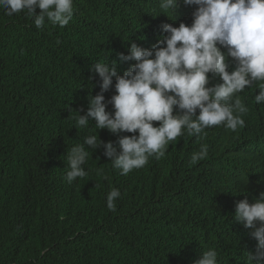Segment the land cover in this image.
<instances>
[{
  "label": "trees",
  "instance_id": "trees-1",
  "mask_svg": "<svg viewBox=\"0 0 264 264\" xmlns=\"http://www.w3.org/2000/svg\"><path fill=\"white\" fill-rule=\"evenodd\" d=\"M193 10L181 3L173 21L159 15V0H73L67 26L38 29L26 10L0 7V264H196L213 248L218 264H251L257 241L235 221V205L264 193V103L254 99L264 82L238 94L248 112L236 132L185 133L126 176L99 148L84 178L65 179L67 151L84 136L119 139L95 121L75 129L74 111L101 91L94 63L117 61L122 75L135 63L119 62L129 42L151 49L161 24L191 25ZM202 144L207 158L191 163ZM113 189L121 196L110 211Z\"/></svg>",
  "mask_w": 264,
  "mask_h": 264
},
{
  "label": "clouds",
  "instance_id": "clouds-1",
  "mask_svg": "<svg viewBox=\"0 0 264 264\" xmlns=\"http://www.w3.org/2000/svg\"><path fill=\"white\" fill-rule=\"evenodd\" d=\"M181 3L194 8L191 25L161 24L165 35L151 49L129 42L128 54L121 53L119 62L135 63L122 75L117 61L94 63L91 71L100 77L101 91L88 96L86 112L74 111L78 114L75 129L95 121L99 132L108 130L119 139L105 143L89 133L68 150L65 179L69 184L88 174L83 166L92 150L103 148L112 166L126 176L143 168L150 157H164L166 145L185 133L200 138L214 126L232 132L245 126L242 117L248 108L238 94L264 82V0H159V15L176 21ZM0 7L8 16L26 10L38 29L46 20L63 28L73 16V0H0ZM229 60L235 64L231 72ZM212 78L222 83L208 86ZM257 86L254 99L261 104L264 83ZM113 87L115 94L106 102L105 93ZM109 105L112 111L107 110ZM208 152L202 144L192 153L191 163L206 159ZM120 196L119 189L107 194L110 211L116 210L114 201ZM235 221L251 229L257 241L255 254L247 253V259L264 264V193L252 204L247 199L237 202ZM196 264H218L217 251L204 250Z\"/></svg>",
  "mask_w": 264,
  "mask_h": 264
}]
</instances>
